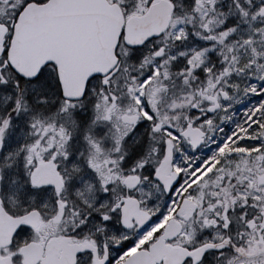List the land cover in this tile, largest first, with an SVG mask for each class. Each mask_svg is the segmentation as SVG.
I'll return each instance as SVG.
<instances>
[{
  "label": "snow or ice",
  "instance_id": "obj_1",
  "mask_svg": "<svg viewBox=\"0 0 264 264\" xmlns=\"http://www.w3.org/2000/svg\"><path fill=\"white\" fill-rule=\"evenodd\" d=\"M0 264H264V0H0Z\"/></svg>",
  "mask_w": 264,
  "mask_h": 264
}]
</instances>
